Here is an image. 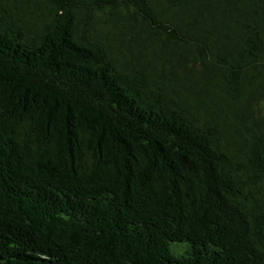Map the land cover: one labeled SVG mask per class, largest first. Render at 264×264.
<instances>
[{"label": "trees", "instance_id": "obj_1", "mask_svg": "<svg viewBox=\"0 0 264 264\" xmlns=\"http://www.w3.org/2000/svg\"><path fill=\"white\" fill-rule=\"evenodd\" d=\"M0 264H264V0H0Z\"/></svg>", "mask_w": 264, "mask_h": 264}]
</instances>
